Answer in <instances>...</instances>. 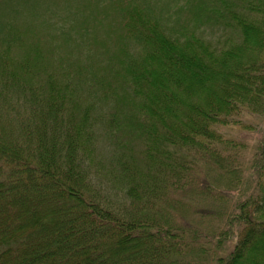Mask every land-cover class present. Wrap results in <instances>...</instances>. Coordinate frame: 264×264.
Wrapping results in <instances>:
<instances>
[{"label":"trees","instance_id":"1","mask_svg":"<svg viewBox=\"0 0 264 264\" xmlns=\"http://www.w3.org/2000/svg\"><path fill=\"white\" fill-rule=\"evenodd\" d=\"M50 1L0 0V264H264V137L254 188L228 208L224 229L148 208L202 157L242 184L218 127L246 111L264 116V0H107L121 41L113 53L99 42V74L89 54L67 57L63 73L55 66L41 38ZM65 1L62 19L81 35L106 2ZM206 26L226 36L210 39ZM72 70L95 79L92 100ZM98 124L128 154L112 167L128 206L93 184Z\"/></svg>","mask_w":264,"mask_h":264},{"label":"rangeland","instance_id":"2","mask_svg":"<svg viewBox=\"0 0 264 264\" xmlns=\"http://www.w3.org/2000/svg\"><path fill=\"white\" fill-rule=\"evenodd\" d=\"M105 1L107 2V0ZM106 2H103L105 3L104 5H100L103 12V16L99 15L98 17L100 22L96 24L90 22L88 26L84 25L87 29L83 31L88 33L82 35L78 32H72L70 23L64 22L62 19L67 7V1L54 0L43 5L40 20L43 23L45 22L42 25L44 33H48L41 38L46 42V45L51 47L53 63H55L61 73L65 69L67 57H75V60L82 61L85 60L88 54L91 56L89 62L93 64L94 73H98L97 66L103 60L100 56V53L103 52L99 42L106 39L107 43L111 44L110 52L113 53L114 43L116 42L117 44L118 41H121L118 31L115 30V33H112L113 30L111 29V27L117 25L115 14L117 3L113 5L112 1ZM94 4L96 5L97 2ZM166 8L169 10L168 12L165 11ZM166 8L161 12H166L167 16H175L172 6L168 8L166 5ZM104 12H108L109 15H105ZM95 13L98 14L99 11ZM62 26L66 28V30L62 31L63 35L61 31H58ZM203 32L205 36L214 40L223 39L226 36L222 29L220 30L216 27L206 26L203 28ZM69 33L72 38L68 36ZM86 34L88 37H86ZM65 37H68L69 40L65 41ZM94 37H96V41L93 40ZM81 46L83 48L80 49ZM70 74L76 81L84 84L81 85L83 89L80 92L83 99L88 98L89 93H92V88H95L93 87L95 79L91 77L85 78L84 75L78 73V70H72ZM88 100H92V98L89 97ZM102 108V115L110 118L108 117L109 105H102ZM97 112L100 111L98 110ZM96 130L97 137L100 139L96 143L95 152L93 151L91 154L92 160L90 162L92 163L90 164L92 165L91 176L93 184L97 187L99 186L101 193L111 200L114 205L126 204L128 206L130 205V200H127L122 192H119V196L116 194L119 183L114 179L115 174H113L112 169L113 165H119L124 160H127L125 158L127 153L117 150L116 146L109 141L107 137L109 125L101 126L98 124ZM218 130L224 139H229L234 143L233 146L235 148L227 150L230 154L224 152L226 157L230 155L228 160L232 161L231 163L225 162V165L230 164L231 168L234 166L242 168L239 171V175H242L240 187L235 186L236 176L231 178L226 176L224 170L213 164L214 162H211L208 158L203 160L202 157V159H197L193 164L185 162L186 166L183 167L185 170L181 178H179L180 180L175 181L174 186L170 187L167 193L161 194L160 197H152L153 204H150L148 208L152 209V211L162 208L168 211L167 213L172 214V216L175 215L176 218L178 216V220H183L184 218L187 221L199 224L205 229L221 230L227 227L225 225L226 211L228 208L235 207L236 201L244 194L248 195L251 189L254 188V183H256L257 172L254 159L264 137V116L246 111L241 115L234 116L229 124L219 126ZM135 149L133 153L137 158L138 166L140 165L141 168L143 166L142 169L146 172L145 168L147 166L143 159V151H141L143 150L142 145L137 143ZM187 158L189 159V157ZM172 180H175V177ZM229 181L234 183L232 184L233 187L227 189L230 185ZM141 200L140 207H146V197H142ZM227 238V245L230 247L234 246L237 236H232L230 233Z\"/></svg>","mask_w":264,"mask_h":264}]
</instances>
